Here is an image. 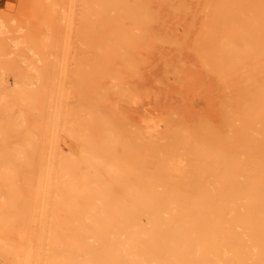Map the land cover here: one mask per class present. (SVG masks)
Instances as JSON below:
<instances>
[{
	"label": "bare ground",
	"instance_id": "6f19581e",
	"mask_svg": "<svg viewBox=\"0 0 264 264\" xmlns=\"http://www.w3.org/2000/svg\"><path fill=\"white\" fill-rule=\"evenodd\" d=\"M77 1L84 58L70 62ZM200 1L201 18L169 24L154 0H64L55 63L13 88L0 76L2 186L39 147L31 202L0 200V264H264V0ZM160 38L183 63L148 118L135 87L150 76L123 78L155 64Z\"/></svg>",
	"mask_w": 264,
	"mask_h": 264
},
{
	"label": "rangeland",
	"instance_id": "374dc122",
	"mask_svg": "<svg viewBox=\"0 0 264 264\" xmlns=\"http://www.w3.org/2000/svg\"><path fill=\"white\" fill-rule=\"evenodd\" d=\"M63 1L64 0H42L43 7L40 10V7H38L40 3H36L34 0H0V76L12 81L10 85L3 89L13 88L15 86L13 82L14 77L17 79L22 78L26 75L33 74L35 70L38 71L41 68H50L51 64L55 63L56 53L52 51L51 43L55 36L62 34L66 30V24L60 19V14L64 12L66 7L65 5L62 6ZM172 2L173 4L170 0H154L153 7L158 9L156 18L162 14L164 15L165 21L173 18L177 20H191L190 22H193L201 18L200 16L204 14L203 10L200 8L202 7V2L200 0H178V3ZM51 3H55L51 8L56 9L53 15L49 14L52 12L48 9V4L51 5ZM38 10L39 12H37ZM79 10L80 3L77 1L74 3L70 15L71 28L69 35L72 47L69 58L70 62H77L84 58L82 44L78 39L80 22ZM36 12L38 14V20H36L34 24L30 23L27 19L28 15ZM54 16L58 17L59 20ZM168 23L171 24L172 22L169 20ZM48 24H52V26L48 28ZM150 32H153L152 27ZM36 38L41 40L44 46L45 44L47 45L45 49H43V45H38L35 42ZM179 48L180 45L171 42L169 38H160L154 42L152 41V45L148 47V50L154 52L156 57L155 64H153L152 61H147L145 58H142L143 60L139 61L135 73H131V76L123 78L124 81H128L127 84L135 86L131 83L135 81V77L137 81H139L145 72L150 76L149 81H144L145 84L136 85L135 87L140 96V110L148 118H154L157 114H160L161 110L155 112L147 108L144 102H152L153 99H159L164 94L163 87L165 84H163V80L167 78V81L171 82L174 75L178 73L179 66L183 63V56L180 54ZM156 65L159 66V68H156ZM155 68L157 69L158 77L153 73ZM40 78V81L43 80L42 77ZM40 81L32 79L30 86L34 87V91H39L42 95H45V93L42 92L43 89ZM118 81L119 84H122L120 79H118ZM70 91V83L66 77L67 94L64 97V101L70 102L73 100ZM107 93H110V89H107ZM104 102L107 103L106 101ZM118 102L120 105L121 103L123 105L127 104V102L123 100H118ZM23 103L22 101L21 103L15 104V106L16 108H20L26 117L24 127L27 128L28 131L33 130L32 116L35 115L36 112L35 110H28L27 105ZM41 124L43 125L42 122ZM36 138L39 140L38 137ZM77 144L76 137H70L62 132L61 145L63 152L77 151ZM38 148L36 141L31 149L28 150V158L24 160L21 168L13 172V175L9 176L8 185L4 187L0 183V200L11 196L21 202H31L26 200V196L31 199L33 190H35V184L33 183L37 174L36 162L38 159Z\"/></svg>",
	"mask_w": 264,
	"mask_h": 264
}]
</instances>
